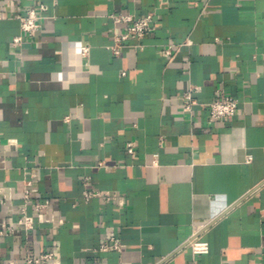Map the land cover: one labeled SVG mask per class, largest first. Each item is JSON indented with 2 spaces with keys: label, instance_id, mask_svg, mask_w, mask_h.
Returning a JSON list of instances; mask_svg holds the SVG:
<instances>
[{
  "label": "crops",
  "instance_id": "obj_1",
  "mask_svg": "<svg viewBox=\"0 0 264 264\" xmlns=\"http://www.w3.org/2000/svg\"><path fill=\"white\" fill-rule=\"evenodd\" d=\"M42 3V29L14 47L13 14ZM0 8V228L20 218L11 203L23 201L31 174L35 198L65 219L0 236V264L50 250L59 264H264V0ZM119 13L153 14L155 29L115 54V31L128 25L115 22ZM169 44H182L172 59ZM218 90L239 104L213 121ZM87 188L117 198L86 199ZM111 236L121 250L99 251ZM196 238L207 253H194Z\"/></svg>",
  "mask_w": 264,
  "mask_h": 264
},
{
  "label": "built area",
  "instance_id": "obj_2",
  "mask_svg": "<svg viewBox=\"0 0 264 264\" xmlns=\"http://www.w3.org/2000/svg\"><path fill=\"white\" fill-rule=\"evenodd\" d=\"M48 10V5L42 3L37 6H32L23 12H15L13 16L20 21L21 33L14 36L12 45L14 47H19L22 45L24 40V34H36L43 27L44 13ZM7 10L5 8H0V20L6 18ZM115 22H124L128 25L124 30L115 31V45L112 46V51L115 54L121 52V47L124 42L131 39L141 40L148 34H150L155 29V17L153 14H112ZM186 44V43H185ZM188 44V42H187ZM180 44L175 48L174 44H169L165 46L164 53L172 59L175 54L179 51ZM139 46H141L139 44ZM81 51L83 55H88L90 51L89 46H82ZM125 74V72H122ZM196 88L191 86L184 92L183 102L181 110L184 113L191 114L193 112L194 106L197 104V100L194 96ZM239 101L236 97L229 95L222 90H218V95L209 103L210 108V119L220 120L224 118H229L234 116L238 110ZM127 151L130 154L135 153V147L133 142L127 144ZM158 154H155L157 157ZM252 157L250 156L248 160L250 161ZM36 174H31L29 177L25 178L24 188L22 190L23 201L20 204L11 203V208L16 209L20 218L17 222L10 223L3 228H0V236L9 235L16 231H24L29 233L35 230L36 222L49 223L53 226H59L65 222V219L57 215L56 213L49 212L48 202H43L35 198V191L33 188L35 182ZM86 186H88V178L85 179ZM84 196L86 199L92 197H101L105 200L116 199L117 195H111L109 192H104L96 189H85ZM8 199L7 197L4 198ZM123 204V201L120 200ZM29 207H32V212L29 211ZM191 246L194 253H207L209 251V245L207 242L196 238L191 242ZM123 244L116 236H111L105 238L99 246V251L106 252L110 250H121ZM9 264H15L11 262ZM20 264H59L57 261V254L54 250L44 251L36 255H28ZM192 264H197L194 260Z\"/></svg>",
  "mask_w": 264,
  "mask_h": 264
}]
</instances>
